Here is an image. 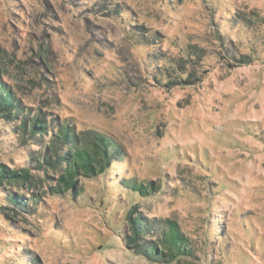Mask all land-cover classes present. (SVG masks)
I'll list each match as a JSON object with an SVG mask.
<instances>
[{"label": "rangeland", "instance_id": "374dc122", "mask_svg": "<svg viewBox=\"0 0 264 264\" xmlns=\"http://www.w3.org/2000/svg\"><path fill=\"white\" fill-rule=\"evenodd\" d=\"M0 82L50 126L122 151L75 195L36 170L0 186V264H151L121 239L133 205L190 240L194 258L173 264H264V0H0ZM17 124L0 121L10 169L41 151ZM125 179L154 192L134 196ZM8 193L39 202L14 212Z\"/></svg>", "mask_w": 264, "mask_h": 264}, {"label": "trees", "instance_id": "16d2710c", "mask_svg": "<svg viewBox=\"0 0 264 264\" xmlns=\"http://www.w3.org/2000/svg\"><path fill=\"white\" fill-rule=\"evenodd\" d=\"M109 12L117 15L118 8L115 7ZM185 54L188 56L192 53L188 51ZM242 62L245 61H238ZM172 70L169 71L173 75L170 76V80L175 81L176 85L191 78L187 71ZM156 73L153 75L154 81H158V76L166 78L165 68L157 67ZM0 121L7 124L18 123L14 125L13 133L20 143L41 148L39 153L30 157L29 165L25 168L10 169L0 164V186L19 187L30 184L34 178L31 170H36L42 172L47 179H50L47 175L49 172L57 175L55 187L50 189L51 193L61 195L70 192L75 195L79 189V178L92 179L104 175L122 155L120 146L104 134L90 131L87 136H79L67 123L50 126L51 122H48L40 112L24 108L10 88L2 82ZM49 128L54 129L49 131ZM45 137L48 138L47 142L42 140ZM120 186L141 199L148 198L154 192L151 183L136 184L125 179L120 182ZM5 198L10 205L8 209L14 212L26 213L32 205L39 202L35 196L30 195V198L26 199L16 193H8ZM138 208V205H133L125 214L127 231L122 233L121 239L129 252L151 264H173L194 258L195 251L191 242L179 231L176 222L168 219H148L138 211ZM1 210L3 211L4 207ZM32 264L39 263L33 260Z\"/></svg>", "mask_w": 264, "mask_h": 264}]
</instances>
